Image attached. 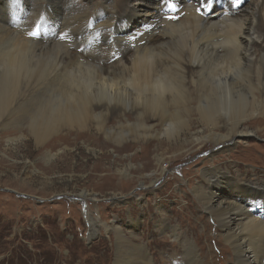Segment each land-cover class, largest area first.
Wrapping results in <instances>:
<instances>
[{
  "label": "bare ground",
  "instance_id": "bare-ground-1",
  "mask_svg": "<svg viewBox=\"0 0 264 264\" xmlns=\"http://www.w3.org/2000/svg\"><path fill=\"white\" fill-rule=\"evenodd\" d=\"M30 1L0 0V123L24 129L36 147L54 145L63 130L95 129L119 145L129 136L150 145L157 133L184 135L218 151L264 134V0H215L203 14L196 0H114L110 14L88 7L90 19L73 0H63L66 13L51 0L29 23ZM120 118L118 131L109 127ZM155 160L160 169L162 155ZM216 162L191 185L199 208L218 223L213 236L231 249L230 264H264V179ZM86 217L94 235L97 221ZM106 227L115 233L113 264H154L133 235ZM181 228H165L180 250L169 256L205 264Z\"/></svg>",
  "mask_w": 264,
  "mask_h": 264
},
{
  "label": "rangeland",
  "instance_id": "rangeland-1",
  "mask_svg": "<svg viewBox=\"0 0 264 264\" xmlns=\"http://www.w3.org/2000/svg\"><path fill=\"white\" fill-rule=\"evenodd\" d=\"M32 2L29 23L45 15L51 0ZM113 2L73 0L72 5H94L96 13L110 14L107 6ZM65 3L62 0L58 8L66 13L70 5ZM94 8H88L87 18H94ZM123 120L111 121L109 127L118 131ZM25 135L22 128L0 123V264H113L115 233L106 227L111 225L121 226L143 244L154 264L174 262L169 254L180 251L167 235L168 225L188 232L205 264H230L231 249L213 236L218 223L199 208L191 185L214 161H224L216 164L227 171L236 173L241 166L244 173L264 179L262 132L247 136L242 145L232 142L223 151L209 140L201 147L190 137L162 133L150 139V145L129 136L121 146L95 129L80 134L63 130L48 147H36L34 141L24 140ZM156 155L163 157L160 169ZM87 213L98 224L94 235Z\"/></svg>",
  "mask_w": 264,
  "mask_h": 264
},
{
  "label": "snow or ice",
  "instance_id": "snow-or-ice-1",
  "mask_svg": "<svg viewBox=\"0 0 264 264\" xmlns=\"http://www.w3.org/2000/svg\"><path fill=\"white\" fill-rule=\"evenodd\" d=\"M185 2H187V0H179L180 4H184ZM239 2H240V0H233V4L236 6L239 5ZM196 3H198L200 5V7L197 8V11L201 12V14H203V12L201 11L202 9L208 10L210 12L214 11L215 0H196ZM165 6H166V0H165ZM172 6L176 7V4H173ZM173 19H176V18H173ZM33 35H35V34L33 33Z\"/></svg>",
  "mask_w": 264,
  "mask_h": 264
}]
</instances>
